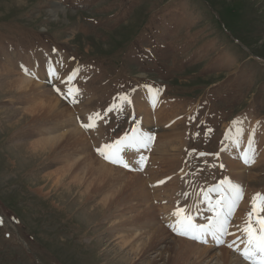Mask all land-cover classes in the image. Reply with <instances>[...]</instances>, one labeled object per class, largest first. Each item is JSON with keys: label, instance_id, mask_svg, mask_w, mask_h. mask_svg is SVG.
Instances as JSON below:
<instances>
[{"label": "rangeland", "instance_id": "1", "mask_svg": "<svg viewBox=\"0 0 264 264\" xmlns=\"http://www.w3.org/2000/svg\"><path fill=\"white\" fill-rule=\"evenodd\" d=\"M55 4L62 9L58 17L49 13ZM38 54L42 61L34 66L39 79L34 80L37 89L30 93L32 99L21 92L6 95V82L14 77L0 78V218L4 221L0 264H127L122 259L124 251L133 246L121 250L110 225L123 228V236H132L138 246L154 230L173 223L171 213L177 207L191 210L197 224H203L211 215L194 207L201 190L228 177L245 191L232 223L230 218V241L242 233L238 226L245 223L251 200L264 190V0H27L23 5L0 0V70L4 66L19 73L11 63L27 57L37 61ZM57 54L64 57L60 65L55 64ZM50 56L58 80L44 77L48 70L43 72L42 63L50 62ZM26 67L32 65L27 62ZM77 69L83 73L75 85L84 96L81 104H72L52 85L66 91L62 78ZM149 87L159 90L161 100L155 99V104L153 95L146 92L155 106L153 110L149 106L150 114L143 105L139 110L145 114L144 124L156 125L151 131L157 140L148 168L129 172L105 162L94 149L138 126L137 116H142L136 115L137 104H124L122 112L107 109L113 104L119 107L120 96L132 102L136 93ZM48 98L63 103L71 116L26 117L25 109ZM84 112L104 114L95 133L81 128ZM237 121L249 122L242 125L246 133L258 130L259 155L253 166L241 165L243 153L238 154L237 144L245 153L248 138L233 128L240 125ZM162 126L164 138L159 140ZM43 127L48 132L40 134ZM75 130L85 141L62 139L56 150L32 152L31 143ZM142 131L150 129L143 125ZM226 138L229 148L222 154ZM200 152L209 155L201 157ZM88 156L117 171L106 180L109 189L96 200L78 197L81 186H75L72 194L63 191L45 197L37 192L50 172L77 165L73 174L79 177L85 169L80 159ZM128 161L132 163V157ZM122 174L144 178L137 183L117 176ZM123 192L129 194L121 199ZM113 193L111 198L119 197L115 201L122 204L110 211L97 206ZM246 193L252 195L249 200ZM152 206L158 221L149 219V225L139 221ZM166 229L172 236V248L167 249L171 252L172 240L178 236ZM157 237L159 241L164 236L158 233Z\"/></svg>", "mask_w": 264, "mask_h": 264}, {"label": "bare ground", "instance_id": "2", "mask_svg": "<svg viewBox=\"0 0 264 264\" xmlns=\"http://www.w3.org/2000/svg\"><path fill=\"white\" fill-rule=\"evenodd\" d=\"M11 1L13 2V0H11ZM26 1L27 0H17V3L19 5H23V3H26ZM61 11H62V9L59 6V4H55L53 6V10L51 12H49V13L51 15H53V16L58 17V14ZM40 56H42V55L38 54L36 56V58L39 59L37 61L29 60L28 57H27V58L19 59L18 61H16V63H11L10 67L14 68L19 73L15 72V71L13 72V70L3 66L4 71L0 70V78L11 76V78L14 77V79H15L14 80L12 78L10 81L6 82V85L4 87V88H6L5 91H4V93L6 95L11 94V93H20L21 92L20 95H24V97H25V95H27L28 96L27 99H32L33 98L32 94L30 95V93H33V91H35V89H37V88H35V82H34L35 79H33L32 77L31 78H27L28 75H25V73L23 71V67H26V63L29 62L32 65V67H30L29 69H31L34 72V69H35L34 66L36 65V63H38V62L41 63V61H42L41 60L42 57H40ZM52 56H54V55H52ZM52 56H50L49 59L53 58ZM56 56H58L57 59H59V60L55 64L60 65L62 60L64 59V57H62L60 54H57ZM60 59H61V62H60ZM24 61H25V63H24ZM49 63H51V64H49ZM42 64H44L43 65L44 68L53 67V65H54V63H52L51 59H50V62L45 61V63H42ZM65 66H64V68H65ZM44 68H43V72L45 73L48 69H44ZM82 73H83L82 71H79L78 75L82 76ZM41 74H43V73H41ZM36 75L38 76V74H36ZM15 76H18V77H15ZM44 77L46 78V80H50L51 79V77L49 75H46V74L44 75ZM42 79L45 80L44 78H42ZM66 79H67V77L62 78L63 81H65ZM73 84L75 85V80L73 81ZM26 90H28V91H26ZM146 92H149V94H152V95H153V93H155L154 91L150 92V91H146V90L142 91V92H138V93L135 94L134 99H133V101L131 103L137 104L136 105V107H137L136 108V115H141L142 116V117L137 116L138 126L141 128V130H142V126L143 125H145L146 128L152 130L151 126L156 127V125L153 122H152V124H149V123L144 124V122L146 120L145 119V114H143L142 111L139 110V109L142 108V105H143V107L146 108L147 112L149 113V110H148L149 106H152L151 107L152 110H153V107L155 106V105L150 104V102H149L150 100L148 101L149 94L146 93ZM46 94L47 93H44V95H46ZM137 94H138V96H137ZM83 96L84 95L81 93L80 97L78 98L79 99L78 103L81 104V102L83 100L82 99ZM137 97H139L138 100H137ZM155 99H156L157 102H159L161 100V97H158L157 94H156ZM151 101L153 102V100H151ZM156 101H155V104H157ZM83 105H84V103H83ZM125 105L131 106V104H125ZM163 107H161L162 110H163ZM22 113H23V111H22ZM25 115H26V117L30 116L32 118H34L36 116H39V115L40 116H47V117L48 116L49 117L52 116V117H55V118H63V117L71 116V112L63 103H61L57 99L48 98L47 100L40 102L39 104L35 105L34 107L25 109ZM84 115L86 117V120H84V121L87 122V118H88L89 115L85 114V112H84ZM243 123H249V122H244L243 121ZM242 125L240 124L238 127L233 126V128L235 127V131H237V128H241ZM97 129H99V125L97 126V128L94 131H92L90 133H95L97 131ZM161 130L162 131H161V135L159 136V140L161 138H164L163 134L165 133V130L163 129V126L161 127ZM249 130H251V129H249ZM39 131H40V134L48 132L46 127L41 128V130H39ZM243 131L245 133L247 132L245 130H243ZM86 132H89V131H86ZM245 133H243L242 135L247 137L248 139H250L251 136H252V133H246V135H245ZM232 135H234L233 137H235V134H232ZM68 138H71V139L74 138L75 140L81 141V143H82V141H85L83 134L79 130H75V131H73V132H71L70 134H67V135L41 139V140H38V141H35V142L31 143L32 152H35V154L37 153L38 155L40 153L46 154V153H48L49 150H52V151L56 150V148L58 147V145L60 144V141H62V139L66 140ZM241 145L242 144H239V143L237 144V150H238V154L239 155H240L241 150H242V153L244 154V150L241 147L239 148V146H241ZM257 146H258V144L256 143V147ZM227 148H229L228 138H226V140L224 142V146L222 147V154L226 152ZM145 151H147V150H145ZM142 152H143V150L141 151V153ZM141 153L126 152L125 153V158L128 160V157H132V163L131 164L134 165L135 164L134 161L138 158V156ZM52 156H54V155H52ZM89 157H91V156L85 157V158H83V160L80 159V161L84 163L82 168L84 169V166H85V169H84V171L81 173V175L79 177H76L75 174H73V172L77 168V165H72V166H69L67 168H64V169H61L59 171H56V172H50L45 177L42 176L43 177V181H45L44 180L45 178L47 179V181L44 183V185L41 188H39V190L37 192L40 193L42 196H45V197L50 196L52 194H60L58 192H62L63 193V191H66L67 194H72L74 189L77 188L75 186H81V188L83 187V189L80 190L78 197H80V198L84 197V198H87V199H89L88 197H93V200H96L98 194L104 193L105 191H107L109 189V187H107V184L109 183V181L106 182V180L109 178L110 175H116L115 173H117V171L116 172H111L110 169H108L107 167H104L102 165H99L98 163L95 162V160H92ZM232 157L235 158V157H237V155H233ZM63 159H65V158H63ZM151 160H152V158L150 156L147 168L150 165ZM160 162H162V160H160ZM221 162L225 163L224 160L221 161ZM242 164H244V163L241 162V165ZM231 165H233V164L229 165L230 169L234 170L235 168H232ZM233 166H235V165H233ZM244 166H245V164H244ZM115 167H117V166H115ZM118 168L121 169L122 167H118ZM226 168H228V167L226 166ZM122 169H124V168H122ZM96 171H99L98 175L95 174ZM117 176H120V178H126L128 180H132L133 182L135 181L137 183L140 180L142 181L143 180L142 178H144V177L141 178L140 175H125V174H122V175H117ZM70 177L72 178V181H68V179ZM233 177L235 178V176H233ZM86 178H89V180L92 179V181L90 183L89 182H85L84 180ZM66 182H67V184H66ZM47 188H50V189L47 191ZM263 192H264V190H263ZM148 193L150 194L151 192H148ZM121 194H122V198L121 199H123V197L127 196L129 193L128 192H123ZM211 194H212V196H216V193H211ZM244 194H245V191H244ZM246 194H248L246 199L249 200L252 197V195L250 193H246ZM111 197H115V194L113 193L112 195H110L109 198L105 197L101 203L97 204V206H101L102 210H104V211H110L112 208H114L115 204L120 203L118 201L117 202L115 201L119 197H116L114 199L111 198ZM143 198L144 199H149L148 196H143ZM88 201H86V203H89ZM251 202H252V200H251ZM251 202H250V208L249 209L247 208L248 211L251 210V206H252ZM122 203H123V201L120 204H122ZM172 203L171 204L167 203V204L168 205H172ZM180 204L182 205V203L180 202L179 205L177 204L176 206H180ZM158 205H160V204H158ZM176 206H174V208ZM165 208H166V206L162 207V209H165ZM168 208H170V207H168ZM196 208H200V211H199L200 213H203V214L207 213L205 211L207 209V205L203 202V198L202 197L198 199V202H196L195 209ZM155 209H156V207L152 206L151 209L146 211V215H145L144 219L139 220V221H148V225L150 224V222H149L150 220L149 219H151V220L153 219V220H155V222L158 221L157 220L158 217H154L153 216L154 212H156ZM175 209H177V208H175ZM94 210L95 209H93L92 212H94ZM186 214L192 216L191 210H188L186 208ZM207 214L212 215V213H207ZM171 215H172V213H171ZM196 217L197 216L195 215L194 216V222L195 223L198 222ZM244 218H246L245 219V221H246L247 220V216L244 217ZM172 221H173V223L175 222V217L173 218ZM207 222H205L203 224H207ZM198 224H200V223H198ZM110 228L113 230L114 233H116L118 239L120 240L118 245L120 246L121 250H127L128 248L133 246L132 250L124 251L125 255L123 256L122 259L127 264H251L249 261L244 260L242 255H238V252L235 251L234 249H230L227 246L226 247L229 248L230 250H227L226 248L216 249V248H218L220 246H215V244L213 243V241H212L210 236L208 237L207 246H202V244L200 245L198 242H197L198 243L197 244L195 242H192L191 240L184 239V237L178 238L179 236L177 237V235L174 233L172 235L177 237V239H173L172 240V242L175 244V247H174L173 250H171V252H167L168 248H172V246H171L172 244L170 242V239L172 238V236L169 233V231L166 229L167 226H166V228H160V229H157V230H154L153 232H151L149 234L150 237H148V239L144 238V240L138 246H137V241L136 240H131L130 239V237H132V236H123V234L121 232L122 230H124L123 228L117 229L113 225H110ZM164 229H166V232H165ZM233 230H234V228H233ZM158 233H161V236H164L159 241H158L159 237H157ZM240 235H241V237H240ZM230 237L227 236L226 238L230 241ZM239 237H240V241L243 240L244 241L243 244H245L246 241H245L244 237H246V236H244L243 233H240V232H239V235L235 236V238H233L232 241L236 240ZM232 241H230V242H232ZM134 245H136V246H134ZM119 246H118V248H119ZM245 247H246V244L242 247V249L244 250ZM120 249H118V251ZM113 252H116V251L114 250ZM184 258H185V260H184Z\"/></svg>", "mask_w": 264, "mask_h": 264}, {"label": "snow or ice", "instance_id": "3", "mask_svg": "<svg viewBox=\"0 0 264 264\" xmlns=\"http://www.w3.org/2000/svg\"><path fill=\"white\" fill-rule=\"evenodd\" d=\"M23 71L25 75L31 76L33 79H39L31 69L23 67ZM79 71L77 69L65 81H62L66 85V91L62 92L60 88L52 85L53 90L57 94L72 104L78 103V98L81 95V90L73 84ZM47 74L52 80H58L60 78L59 74L52 67L48 68ZM48 82L51 83V81ZM149 91H153L151 87H149ZM158 92L159 90L157 89L153 93L154 103ZM118 99L121 101V105L118 107L116 104H113L107 109V112H122L124 110L123 105L131 103V100L126 95L120 96ZM104 119V114L95 112L88 116L87 122L81 121L80 126L85 131H94L98 123ZM190 119L194 118L190 117ZM236 123L242 125L243 121H237ZM237 133L238 135H242L243 128H237ZM257 133L258 130H253L252 136L247 142L248 150L242 156L243 163L246 166H253L257 162L259 155L256 150ZM155 142L156 135L152 131H142L139 126H136L132 128L130 133L125 132L120 138L103 143L96 147L94 151L97 156L113 166L122 167L129 172H142L147 164L148 156L140 154L134 161L135 167H133L125 158L124 154L130 150L137 153H141L142 150L151 151ZM199 155L204 157L209 154L200 152ZM219 167L223 169L224 165L220 164ZM159 183L162 185L164 181L162 180ZM211 193H216L217 198L215 200L210 195ZM200 196L207 205V212L212 213L207 218V224L195 223L194 217L186 214L185 208L177 207L176 211L172 213V216L175 217V222L169 223L167 227L179 237L188 238L200 244H207L208 237L210 236L216 246H222L225 244L226 237L229 235V228L231 226L230 218L234 215V210L243 199L244 189L239 183H235L226 178L221 180L217 186L208 188L206 191L201 190ZM251 205V210L247 213V220L243 226H238L239 230L247 238L246 247L241 252L239 248L235 247L236 241L228 244L227 247L240 253L245 260L251 261L252 264H264V195L257 193L253 197ZM197 212H199V208H197ZM3 223V219L0 218V224ZM240 243H244V241L242 240Z\"/></svg>", "mask_w": 264, "mask_h": 264}]
</instances>
